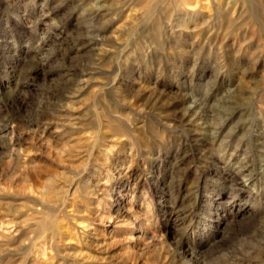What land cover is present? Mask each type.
Instances as JSON below:
<instances>
[{"label": "rangeland", "instance_id": "374dc122", "mask_svg": "<svg viewBox=\"0 0 264 264\" xmlns=\"http://www.w3.org/2000/svg\"><path fill=\"white\" fill-rule=\"evenodd\" d=\"M0 264H264V0H0Z\"/></svg>", "mask_w": 264, "mask_h": 264}, {"label": "bare ground", "instance_id": "6f19581e", "mask_svg": "<svg viewBox=\"0 0 264 264\" xmlns=\"http://www.w3.org/2000/svg\"><path fill=\"white\" fill-rule=\"evenodd\" d=\"M238 174V173H237ZM240 181V180H239ZM251 196V195H250ZM228 197V196H227ZM234 200V199H233ZM236 202V201H235ZM226 203H229L228 201H226ZM239 205V204H238ZM229 211V210H228ZM237 212V211H236Z\"/></svg>", "mask_w": 264, "mask_h": 264}]
</instances>
